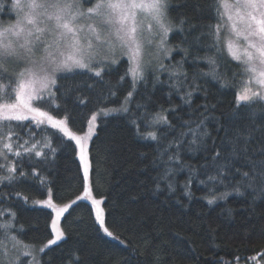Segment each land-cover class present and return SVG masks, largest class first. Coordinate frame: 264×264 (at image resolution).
<instances>
[{
  "label": "snow or ice",
  "instance_id": "6c2138e0",
  "mask_svg": "<svg viewBox=\"0 0 264 264\" xmlns=\"http://www.w3.org/2000/svg\"><path fill=\"white\" fill-rule=\"evenodd\" d=\"M173 7L174 0H0V185L38 184L46 198L32 202L50 210L52 237L39 246L26 243L21 238L24 225L16 213L0 208V264H52L41 254L68 238L61 220L79 201H90L97 234L107 238L106 244L112 241L125 249L133 244L135 233L126 237V243L121 236L129 233L128 228L117 234L108 226L107 197L97 196L94 180L98 158L89 147L97 135L98 121L114 114H127L138 136L157 143L153 166L159 161L162 170L153 178L156 192L175 193L176 176L187 171L180 188L189 200L193 198V181L207 189L208 195L201 199L209 205L226 202L233 195L246 200L251 197L253 206L264 200V0H212L209 9L217 22L207 25L193 23L186 14L173 16ZM193 8L198 11L199 4ZM197 31L199 34L189 40ZM174 33L184 36L178 44L171 42ZM193 46L214 50V54L193 55ZM225 50L240 69L231 77ZM125 58L127 67L113 84L106 78ZM201 61L207 71L200 67ZM186 64L192 67L191 72ZM237 75L241 77L238 83ZM77 76L88 79L76 81ZM70 78L71 84L64 83ZM208 78L221 88H235L228 124L222 121L223 113L213 118L217 133H225L219 146L207 129V114L215 112L217 104L205 102L193 108L194 94L203 93L207 101L208 92L201 81L207 83ZM126 81L130 88L119 105L109 106ZM150 82L153 91L157 86L167 88L168 108L161 105L153 113L149 111L150 94L143 101L136 99L140 86L147 90ZM97 84L105 88L97 92V107L87 118L86 130H73L75 116L67 107L68 97L75 93L79 104L86 106L90 98L84 89L93 91ZM173 97H179L180 104H173ZM185 108L189 109L187 118L177 115ZM241 109L248 110L247 122L228 126ZM169 114L178 123L169 120ZM53 137L59 145L74 142L77 151L81 193L71 203H63V194L55 190L47 174L58 151ZM183 153L200 155L204 163L194 166ZM10 195L20 197L21 193H0V203ZM23 198L25 203L30 199ZM222 215L226 223L234 222L232 209H225ZM111 223L114 228L122 226L114 220ZM207 230L215 241L218 227L209 225ZM249 231L245 229L246 239H250ZM260 238L264 240V229ZM213 247L219 246L213 243ZM165 248L156 247L146 235L140 236L130 255L114 264H133L134 259L148 264L149 258L151 264H175ZM64 264H80V256L74 251ZM205 264L229 262L221 259Z\"/></svg>",
  "mask_w": 264,
  "mask_h": 264
},
{
  "label": "trees",
  "instance_id": "16d2710c",
  "mask_svg": "<svg viewBox=\"0 0 264 264\" xmlns=\"http://www.w3.org/2000/svg\"><path fill=\"white\" fill-rule=\"evenodd\" d=\"M211 3L212 0H187L186 4L185 0H174L171 14L173 16L186 14L197 25L215 24L217 21L214 11L209 9ZM194 4H199L198 11L194 10ZM4 19H7L6 15ZM198 34L199 31L194 32L192 36H188V39L191 40ZM170 39L173 44H178L184 36L174 33ZM192 54L212 55L214 50L208 51L193 46ZM225 58L230 62L229 76L231 77L234 72L239 73L240 69L236 66V62L231 61L226 52ZM176 59H180V55H176ZM126 67L127 61L122 60L118 68L106 79H110L115 84ZM185 67L189 72L193 70L190 64H186ZM200 67L207 71L203 61L200 62ZM87 79V76L75 77L76 81ZM161 79L166 80V76H162ZM240 79L241 77L237 75L236 82L238 83ZM64 83L71 84L72 78ZM201 83L207 89L208 99L205 101L203 93L194 94L193 108L205 102L217 104V110L207 114L209 117L207 129L212 133V137L217 139L219 146V138L224 137L225 133L223 130L217 133L218 124L213 118L220 117L223 113L222 121L228 124L227 117L234 110L235 88H221L220 83L211 78H208L207 83L203 80ZM102 88H105V85L97 84L93 91L84 89V94L90 98L86 106L79 104L75 93L68 97L67 107L75 116L73 130L85 129L88 116L97 107V92ZM129 88L130 82L126 81L120 86L117 97L109 101V106H118ZM139 91L137 100L143 101L144 97L150 94L149 111L154 113L161 105L164 108L169 107L166 95L168 90L165 86H157L153 91L150 82L147 90L141 85ZM172 103L180 104L179 97H173ZM132 107L135 108L134 105ZM187 111L189 109L185 108L184 112H178L177 115H185ZM247 112V109H241L239 116L228 126H243L247 122ZM168 118L173 123H178L173 115L169 114ZM185 118H187L186 115ZM261 122L257 119V123ZM96 131L97 135L93 137L89 147L93 157L98 158V162H94V167L98 169V175L94 177L98 187L97 196L107 197L110 229L119 234L124 232L125 227L128 228L129 233H124L121 238L127 243L126 237L135 233L132 237L133 244L128 245L127 249L112 241L106 244L107 238L102 239L97 234V225L90 214V204L79 201L69 209L68 213H65L61 220L68 238L59 247L53 246V250L48 251L46 255L41 254L45 260L51 259L52 264H64L75 251L80 256V264H114L116 260L127 258L139 237L145 235L152 239L158 248L166 245L164 251L175 258V264H205V261L221 259L228 261L229 264H253L248 261L250 256L256 254L263 256L264 240L260 238V233L264 229V200L257 201L253 206L250 203L251 197L246 200L233 195L226 202L219 201L218 204L209 205L206 199H201L208 195L207 189L196 181H193L191 187L193 198L189 200L180 188V184L188 176L187 171L180 172L176 176L175 193L169 194L166 190L158 193L155 191L153 179L162 170L159 167V161L156 167L153 166V161L157 160V143L138 136L127 114H114L103 119L102 122L98 121ZM171 138L170 136L169 139ZM52 144L58 147V151L54 162L49 165L50 171L47 174L54 182L55 190L63 194V202H66L81 192L77 152L74 142L59 145L53 137ZM182 155L194 166L204 163L200 155L192 156L189 153ZM161 186L164 187L163 184ZM38 189L39 185L32 181L15 187L0 185V193L14 191L21 193L20 197L7 196L3 203H0V208H10L16 213L17 220L24 225L21 238L26 243H35L37 246L51 237L49 235L50 210L32 202L46 197ZM25 196L30 197L27 203L23 198ZM229 208L235 214L232 223H226L225 216L222 215L225 209ZM113 220L122 226L114 228L111 223ZM209 225L218 227L219 235L215 241L208 234L207 226ZM245 229L250 230L248 233L250 239L245 238ZM213 243L219 247L214 248ZM133 264H144V262L134 259ZM148 264H151V258Z\"/></svg>",
  "mask_w": 264,
  "mask_h": 264
},
{
  "label": "rangeland",
  "instance_id": "374dc122",
  "mask_svg": "<svg viewBox=\"0 0 264 264\" xmlns=\"http://www.w3.org/2000/svg\"><path fill=\"white\" fill-rule=\"evenodd\" d=\"M225 52H226V50H225ZM227 54V53H226ZM125 60H126V58H125ZM86 127H87V123H86ZM86 127H85V129L84 130H86ZM77 152V151H76ZM81 193V192H80ZM79 193V194H80ZM46 198V197H45ZM73 199H75V197L74 198H72V199H70V200H68V201H66V202H63V203H71V200H73ZM85 202H88L89 204H90V201H85ZM50 238H52V237H50ZM49 238V239H50ZM253 257H255L256 259L255 260H253L252 258ZM261 256H260V254H256V255H252V256H250L249 258H248V261H249V263L251 262V263H253V264H264V254H263V256L260 258Z\"/></svg>",
  "mask_w": 264,
  "mask_h": 264
}]
</instances>
